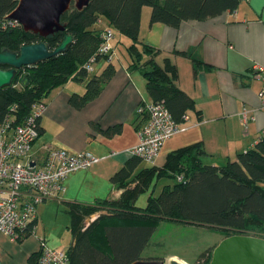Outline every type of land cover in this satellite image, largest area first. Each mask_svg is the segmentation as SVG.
Segmentation results:
<instances>
[{
    "label": "trees",
    "instance_id": "trees-1",
    "mask_svg": "<svg viewBox=\"0 0 264 264\" xmlns=\"http://www.w3.org/2000/svg\"><path fill=\"white\" fill-rule=\"evenodd\" d=\"M243 1L90 0L83 10L72 3L61 18L65 30L42 38L25 32L21 26L5 27L20 0H0V53L8 50L19 54L23 46L41 42L53 50L68 36L72 37L66 53L36 67L22 68L12 86L0 88V122L11 116L15 127L22 125L35 106L41 103L47 106L52 92L71 81H88L83 94L71 95L69 104L74 109L80 111L100 97L117 73L115 65L108 61L102 73L91 78L85 67L102 43L103 30L96 27L101 18L116 34L132 41L127 48L130 58L127 69L139 71L145 78L149 103L163 102L178 123H183L190 112L201 115L196 102L177 86L178 70L171 59L166 58L159 65L156 62L159 52L140 39L143 9L151 8V25L179 28L183 22H203L234 12ZM102 59L107 60L98 57L97 62ZM200 66L209 69L195 60L196 69ZM0 68L9 67L0 65ZM148 119L146 115L143 122ZM121 129L118 125L101 132L112 137ZM206 154L203 143L198 142L169 152L163 165L147 166L140 171L143 161L131 157L111 179L122 190L118 199L101 200L95 205L69 203L72 218L69 228L75 242L67 249L69 264H133L143 260L142 254L165 222L207 227L226 238L247 235L264 239V142L220 167L206 165L203 162ZM155 179H169L174 184L164 186L157 197L151 194L145 207L136 206L138 195ZM96 214L100 215L86 226L87 219ZM30 236L18 242L23 243ZM214 249L200 256L204 257L203 264L211 262ZM41 254L40 248L30 256L29 263L39 264Z\"/></svg>",
    "mask_w": 264,
    "mask_h": 264
},
{
    "label": "crops",
    "instance_id": "crops-1",
    "mask_svg": "<svg viewBox=\"0 0 264 264\" xmlns=\"http://www.w3.org/2000/svg\"><path fill=\"white\" fill-rule=\"evenodd\" d=\"M150 18L151 11L144 8L140 39L159 52L156 57L159 65L166 58L171 59L178 70L177 86L196 102L197 111H201V115L188 114V130L168 141L163 151L166 147L173 151L202 142L207 153L203 162L220 167L264 142H259L264 131V109L258 97L264 82L253 76L255 65L264 66V0H244L234 12L203 22H183L179 28L151 25ZM108 27V22L101 18L98 28ZM195 60L202 61L209 69L201 66L196 69ZM136 73L140 72H130L127 68L117 70L100 97L80 111L69 104V99L74 93L83 94L88 81H73L80 88L69 89L68 83L46 107L40 122L42 132L32 148L33 160L41 159L44 147L52 144L102 159L90 170L73 174L65 181L66 192L54 200L61 202L68 214L69 203L95 205L101 200H116L122 194L116 186L117 196H109L106 181L112 182V177L131 158L129 151L139 143L138 131L147 123L143 122L145 116L137 114V109L143 102H151L146 94L145 78ZM244 110L249 111V119L254 116L248 127L241 119ZM65 118L71 120L66 121L69 123L66 135L60 131L53 135ZM73 122L83 130L77 132ZM118 125L122 126L120 133L112 137L102 133ZM89 148L92 150L88 151ZM123 152L127 155L120 156ZM74 243L73 240L70 247ZM39 250V244L31 237L20 243L0 233V264H30V256Z\"/></svg>",
    "mask_w": 264,
    "mask_h": 264
},
{
    "label": "built area",
    "instance_id": "built-area-1",
    "mask_svg": "<svg viewBox=\"0 0 264 264\" xmlns=\"http://www.w3.org/2000/svg\"><path fill=\"white\" fill-rule=\"evenodd\" d=\"M7 26L16 28L21 25L18 21L10 20ZM101 38L98 52L85 66L89 73L94 71L98 57L106 58L108 63L114 60L116 31L108 27L102 31ZM253 73L256 79L264 82V66L255 65ZM258 97L261 109H264V88ZM46 107L43 103L38 104L31 116L16 127L11 116L0 122V233L16 242L28 234H35L40 204L64 195L65 181L71 175L88 171L102 161L88 152L71 153L52 145L44 147L41 159L33 160L32 148L39 139V121ZM137 112L141 116L148 115L149 119L138 131L139 143L129 154L154 166L166 143L188 130L186 124L190 117L187 114L183 123L176 122L163 102L141 104ZM241 119L243 125L248 127L254 116L249 119V111L244 110ZM263 140L264 131L259 142ZM40 248L39 264H69L67 250L47 247L45 241H41Z\"/></svg>",
    "mask_w": 264,
    "mask_h": 264
},
{
    "label": "rangeland",
    "instance_id": "rangeland-1",
    "mask_svg": "<svg viewBox=\"0 0 264 264\" xmlns=\"http://www.w3.org/2000/svg\"><path fill=\"white\" fill-rule=\"evenodd\" d=\"M148 10L151 11V8L146 7V11ZM96 27H98V25ZM118 40H120L118 42L119 48L118 51H115V56L112 63L115 65L117 70H125L128 67L130 61L127 48L132 44V41L127 37H124L120 34H116V42ZM106 61L107 60L102 59L99 64L97 63L94 66V71L90 73L89 78L93 77L94 75L100 74V72L107 65ZM136 74L140 75V73ZM73 87L80 88V84L74 83L72 81L69 83L68 88L70 89ZM60 90H62V88L55 90L51 94L48 103H50V101L54 99L56 93ZM147 93L148 92H146V94ZM147 97L148 99H150L149 94H147ZM66 121L71 120L69 118H65V120L63 119L62 124L59 125V127L52 132L53 135L56 133V131H60L61 133L66 135L69 126V123ZM74 129L77 132H81L83 130L81 126H79L78 124L75 125V123ZM52 133L49 132V135H52ZM46 137H48V135H45V138ZM175 137L173 138L175 139ZM52 142L54 143V141ZM50 143L51 142L49 141L47 144ZM93 145L94 144H87V146L89 147H92ZM59 148L72 152L66 146L65 148ZM87 150L91 151L92 149L89 148ZM169 152L171 151H168L166 147L165 150L161 153V157L157 159L156 165H163L164 159ZM125 155H127L126 152L120 153V156ZM93 156L99 158L96 155ZM146 165L148 164L143 162L141 165V169L145 168ZM92 172L93 171H91V173ZM106 182L111 192L109 193V196L115 198L119 191L115 189L116 186L112 182ZM173 184L174 181H171L169 179H155L150 184V186L146 188L145 191L138 195V198L136 200L137 206H145L147 204L148 197L152 193L154 194V196H159L164 186ZM55 200H48L38 206L37 211L39 214V223L37 224V230L35 231V234H33L31 238L37 244H39V247L41 246V241H45L47 247L58 250H66L71 246L74 240L73 233L69 228L72 218L71 215L65 211L64 205L61 204V202H57ZM96 215L87 219V221L85 222L86 226H88L95 220L94 217ZM225 238V235L219 232H214L207 227H197L192 225L165 222L157 229L156 233L154 234L150 246L146 249L143 254V259L146 261H154L162 258L168 264H171L173 261H178L182 264L183 262L186 264H203L204 257L201 258L200 256L204 253L207 254L208 250L216 248L219 243Z\"/></svg>",
    "mask_w": 264,
    "mask_h": 264
},
{
    "label": "water",
    "instance_id": "water-1",
    "mask_svg": "<svg viewBox=\"0 0 264 264\" xmlns=\"http://www.w3.org/2000/svg\"><path fill=\"white\" fill-rule=\"evenodd\" d=\"M74 3L78 10H83L90 0H20L17 8L9 15L10 20L18 21L27 33L48 38L55 33L65 30L61 23L62 16L67 13ZM72 37L53 50L45 43H35L23 46L19 54L4 50L0 53V88L12 86L17 72L25 67H36L51 58L68 51ZM133 264H168L165 260L144 261ZM171 264H182L173 261ZM209 264H264V239L247 235H235L223 239L214 249Z\"/></svg>",
    "mask_w": 264,
    "mask_h": 264
},
{
    "label": "bare ground",
    "instance_id": "bare-ground-1",
    "mask_svg": "<svg viewBox=\"0 0 264 264\" xmlns=\"http://www.w3.org/2000/svg\"><path fill=\"white\" fill-rule=\"evenodd\" d=\"M183 264H186V263L183 262Z\"/></svg>",
    "mask_w": 264,
    "mask_h": 264
}]
</instances>
